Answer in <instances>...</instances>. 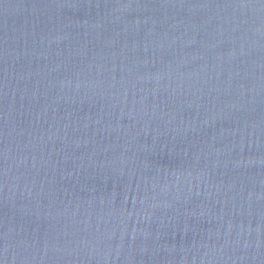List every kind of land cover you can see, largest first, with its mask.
<instances>
[{"label": "water", "instance_id": "95a60500", "mask_svg": "<svg viewBox=\"0 0 264 264\" xmlns=\"http://www.w3.org/2000/svg\"><path fill=\"white\" fill-rule=\"evenodd\" d=\"M0 264H264V0H0Z\"/></svg>", "mask_w": 264, "mask_h": 264}]
</instances>
